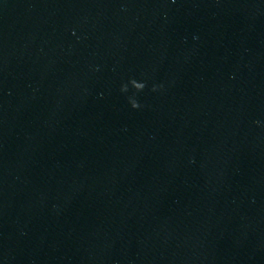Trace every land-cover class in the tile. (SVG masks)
I'll list each match as a JSON object with an SVG mask.
<instances>
[{"label": "water", "instance_id": "obj_1", "mask_svg": "<svg viewBox=\"0 0 264 264\" xmlns=\"http://www.w3.org/2000/svg\"><path fill=\"white\" fill-rule=\"evenodd\" d=\"M0 264H264V0H0Z\"/></svg>", "mask_w": 264, "mask_h": 264}, {"label": "clouds", "instance_id": "obj_2", "mask_svg": "<svg viewBox=\"0 0 264 264\" xmlns=\"http://www.w3.org/2000/svg\"><path fill=\"white\" fill-rule=\"evenodd\" d=\"M129 85H131V87L134 88L136 92L143 91V89L146 87V84L144 82H137L135 79H131L128 83L121 85V89H120L121 92H124V93L128 92ZM161 87L162 85H153L151 90L155 92V91H158L159 88ZM128 102L133 109H139L142 107V105L135 98V95L129 97Z\"/></svg>", "mask_w": 264, "mask_h": 264}]
</instances>
